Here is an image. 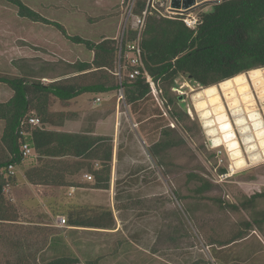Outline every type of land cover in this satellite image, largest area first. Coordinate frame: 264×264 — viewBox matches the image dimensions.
I'll list each match as a JSON object with an SVG mask.
<instances>
[{"label": "rangeland", "instance_id": "1", "mask_svg": "<svg viewBox=\"0 0 264 264\" xmlns=\"http://www.w3.org/2000/svg\"><path fill=\"white\" fill-rule=\"evenodd\" d=\"M20 1L44 18L62 25L68 35L91 42L102 38L120 41L123 27L129 28L123 0ZM160 1L155 6L157 11L165 17H175L166 11L167 0ZM211 5L200 6L192 14L199 17L201 11H210ZM91 55L82 45L65 40L52 27L19 18L13 6L0 0V73L17 75L10 62L18 60L27 71L52 76L63 72L65 61H89ZM175 83L177 88L171 93L180 97L182 110L184 105L189 120L179 124L173 119L150 123L149 131L153 132V126L159 130V125L171 128L177 125L173 137L175 141H185L169 150L162 168L156 167L146 151L149 143L138 132V121L144 118L132 113L124 102L117 100L116 94L99 97L101 101L95 102V106L93 96L83 95L77 98L79 103L71 102L67 106L68 111L77 112L80 127H93L91 121L97 119L98 130L112 135L110 187L107 191L73 190L71 197L69 189L56 193L31 192L23 179V171L30 164L26 159L13 170L17 176L15 186L2 190L5 199L16 208L18 221L0 223V264H44L56 257L75 258L78 264L98 258L97 262L103 264H264V226L263 233L255 227L243 229L241 223L249 219L245 211L220 207L213 200L219 198L225 204L237 205L243 196L259 192L264 187V164L257 162L232 173L230 155L223 146L213 147L193 106L194 96L201 89L183 77ZM11 94L0 84V103ZM147 105L151 114L159 104L155 100ZM258 109L262 111L259 105ZM233 127L240 141L241 136ZM2 128L0 121V135ZM132 141H137V146H130L122 153L121 174L115 182L117 146L127 147ZM241 148L244 152V146ZM218 167L227 169L226 176L217 175ZM188 173L209 180L212 188L196 194L194 190L199 184L188 182ZM82 179L85 183L93 181ZM176 195L182 200L178 201ZM256 202V211L264 209L263 199ZM84 205L109 208L116 222L113 230L120 223L118 235L95 238L88 232L69 230L73 227L67 221L64 227L56 225V217L66 219L69 207ZM123 205H130L131 211L121 210ZM47 225L54 231L44 238L34 237L38 231L33 229L35 226ZM239 231L244 236L236 240L234 237ZM116 243L121 246L115 250Z\"/></svg>", "mask_w": 264, "mask_h": 264}, {"label": "trees", "instance_id": "2", "mask_svg": "<svg viewBox=\"0 0 264 264\" xmlns=\"http://www.w3.org/2000/svg\"><path fill=\"white\" fill-rule=\"evenodd\" d=\"M2 1L13 6L19 18L52 27L65 40L82 45L92 55L88 62L64 63L63 72L48 82L42 81L40 76H34L35 72L27 71L18 60L11 62L17 75L0 73V84L12 93L8 100L0 103V121L3 124L0 135L1 224L18 221L16 208L5 199L2 190L6 185L15 186L17 181L16 174L10 173L8 167L15 168L26 159L30 160V164L23 171V179L29 186L76 188L79 183L74 180L75 176L85 173L93 181L83 184L84 187L101 191H107L110 187L112 135L93 134L92 130L78 133L52 130L61 127L74 116L70 112L51 111L53 100L66 104L82 95H108L121 91L124 104L132 113L144 118L138 121V132L149 143L146 151L156 167L162 168L163 159L169 150L185 141H175L173 135L178 129L177 125L173 128L159 125V130L152 125L156 134L149 131V126L154 121L173 119L179 124L184 119L189 120L184 105L182 110L180 97L171 93L173 88H177L175 81L178 78L183 77L199 88H207L250 70L264 68V0H221L211 5L210 11L200 12L199 24L195 30L188 29L180 16H161L155 8L161 4L160 0L154 1V8L149 6L148 0H123L126 9L130 8L133 16H141L146 10L138 39L141 67L138 66L139 74L132 79L128 77L132 68L125 57L129 53L127 45L136 41V32L130 28L124 31L121 43L113 38L91 42L79 36L68 35L62 25L44 18L20 0ZM144 73L153 84H159L161 89V105H156L151 114L147 104L150 101L154 103L155 100ZM32 114L37 117L39 126L27 124ZM152 116L156 119H152ZM180 128L183 129L181 125ZM118 136L121 140V136ZM23 145L30 150L29 156L23 155ZM130 146H137V141H132L127 147L117 146L115 182L121 174L119 168L123 162L122 153L129 150ZM226 173L225 167L217 168L218 176ZM186 179L188 182H198L199 185L194 190L198 195L209 191L213 186L209 180L196 173H188ZM176 198L178 201L182 200L177 195ZM260 199L264 200V187L249 197L243 196L237 205L225 204L219 198L213 200L220 207L245 211L249 219L241 223L243 229L255 227L263 233L264 209L256 211V201ZM130 209V205H123L121 208L124 212H130ZM65 216L67 225L74 228L113 230L116 223L112 211L101 206H71L66 210ZM36 228L38 231L34 237L38 239L54 231L48 225L35 226L33 229ZM43 228H47L46 231ZM243 236V232L239 231L234 238L238 240ZM97 260L87 264H95ZM78 263L79 260L75 258L56 257L44 264Z\"/></svg>", "mask_w": 264, "mask_h": 264}, {"label": "bare ground", "instance_id": "3", "mask_svg": "<svg viewBox=\"0 0 264 264\" xmlns=\"http://www.w3.org/2000/svg\"><path fill=\"white\" fill-rule=\"evenodd\" d=\"M200 89V92L195 91L193 106L213 147L227 148L231 159L230 171L235 173V168L247 162L263 161L264 118L258 105L264 114V68L253 69L216 86ZM233 126L241 136L240 141L233 133Z\"/></svg>", "mask_w": 264, "mask_h": 264}, {"label": "built area", "instance_id": "4", "mask_svg": "<svg viewBox=\"0 0 264 264\" xmlns=\"http://www.w3.org/2000/svg\"><path fill=\"white\" fill-rule=\"evenodd\" d=\"M154 1L155 0H148L149 6L152 8H154ZM166 11H168L170 14H174L175 16H182L181 21L183 22V24L188 29L195 30L197 25L199 24V17L194 16L192 14V10L187 11V12L173 11L169 6V0H167ZM158 13H160V12H158ZM145 15H146V10L142 12L141 16H133L131 14L130 8L127 9V11H126V19L129 20V28L131 30H133L134 32H136V41L132 44L127 45V49L129 51V53L125 56L126 59H128V63L132 68L128 74V77L131 79L139 74L138 66L141 67L138 39H139V35L141 33V30L143 28ZM160 15L165 17L161 13H160ZM166 18H172V17H166ZM127 20H126V22H128ZM122 30H123L122 31V35H123L124 31L126 30V27H123ZM119 42L121 43V41H119ZM120 43H119V51H118V69L119 70L122 68L120 65V61H119L120 60V50H121ZM116 75H119V73H116ZM144 78L151 86V95L153 96V98L156 100V102L158 104H161V102H162L161 101V89L159 87V84H153L151 82V79L145 73H144ZM116 97H117L118 101L121 100L123 102V94L121 91H118L116 93ZM100 101H101V99L99 97L95 98V102L99 103ZM27 124H29L31 126H39V121H38L37 117H35L34 114H32V116L27 120ZM22 151H23L24 156H29L31 154L30 150L28 149V147L26 145L22 146ZM8 170L10 173H13L14 168L12 166H9ZM85 178L87 180H91V177L88 175H85ZM4 188L7 189V188H9V186L6 185ZM55 222H56V225L58 227H64L66 224V219L64 216H57L55 219Z\"/></svg>", "mask_w": 264, "mask_h": 264}, {"label": "crops", "instance_id": "5", "mask_svg": "<svg viewBox=\"0 0 264 264\" xmlns=\"http://www.w3.org/2000/svg\"><path fill=\"white\" fill-rule=\"evenodd\" d=\"M77 61V60H76ZM76 61H74V62H76ZM78 61H80V60H78ZM90 61V60H89ZM12 62V61H11ZM10 62V63H11ZM74 62H69V61H65V63H74ZM83 62H88V61H83ZM34 76H40L42 79H44V81L45 82H48L49 81V79H52V78H54V77H56L57 75H52V76H48V75H45V74H36V73H34ZM12 95V94H11ZM109 95V94H108ZM83 96V95H82ZM91 96V95H90ZM103 96H107V95H98V96H93L94 98H96V97H100V98H102ZM11 96H9V98H10ZM80 97V96H79ZM79 97H77V98H79ZM92 97V96H91ZM8 98V99H9ZM77 98H75L74 100H72V101H70L69 103H66V104H63V103H60L59 101H57V100H53L52 101V104H51V111H53V112H65V113H67V112H70V111H68L67 110V106L69 105V104H71V102H78L77 101ZM93 98V99H94ZM7 99V100H8ZM5 102V101H4ZM79 103V102H78ZM92 104L94 105L95 104V100H92ZM95 106V105H94ZM259 112H260V114H262L263 115V118H264V114H263V112L262 111H260L259 110ZM70 113H73L74 114V116L72 117V119L71 120H68V121H66V122H64V124L61 126V127H56V128H53L52 130H54V131H59V132H65V133H78V132H80V131H89V130H92L93 131V134H103V133H101L99 130H98V124H99V122H97V119L96 120H94V121H91L92 123H94L93 124V127H86V128H82V127H80L81 126V123H78V122H80V120H79V118H78V114H77V112H70ZM91 123V124H92ZM80 124V125H79ZM95 125V126H94ZM235 128H236V126H235ZM252 134V133H251ZM115 160H116V157H115ZM29 162V161H28ZM259 162V164L261 165V164H264V159H263V161H258ZM257 163V162H256ZM255 164V163H254ZM258 164V163H257ZM252 165H253V163H252ZM255 166V165H254ZM252 168H254V167H252ZM82 178H85V173H80L79 175H77V176H75V178H74V180L77 182V183H79V187H76V188H67V189H69V196L71 197L72 196V193H73V190H83V191H88L89 189L88 188H86V187H84V185L83 184H85V181L82 179ZM27 187L28 188H30L31 189V192H36L35 190H37V192H39V193H41V192H52V193H56V192H58V191H62L63 189H52V188H48V187H32V186H29V185H27ZM72 191V192H71ZM67 195V194H66ZM118 225V227H120V223H118L117 224ZM118 227H117V229H115V230H106V231H103V230H97V229H92V230H94V231H92V230H88V229H82V228H70L69 230H74L75 229V231H82V232H88L87 234H89V235H91V236H94L95 238H99L98 236H103L104 238H109L110 236H111V238H114L115 236H117L118 235V231H119V229H118ZM152 238H153V233H152ZM131 240V239H130ZM122 244H124V242H122ZM121 245H119V244H117L116 243V245H115V247H114V249L116 250L118 247H120ZM117 247V248H116ZM87 252H89V253H91V251H87ZM99 259V258H98ZM99 261H100V259H99ZM97 262L96 264H103L102 262ZM87 262H89V261H87Z\"/></svg>", "mask_w": 264, "mask_h": 264}, {"label": "water", "instance_id": "6", "mask_svg": "<svg viewBox=\"0 0 264 264\" xmlns=\"http://www.w3.org/2000/svg\"><path fill=\"white\" fill-rule=\"evenodd\" d=\"M221 0H169V6L170 8L173 10V11H176V12H187V11H190L194 8H197V7H200V6H203V5H206V4H209L211 3L212 5L213 4H217L219 3ZM221 99V98H220ZM195 108V106H194ZM223 108L224 110L226 111L225 109V104H223ZM196 110V108H195ZM263 112V111H262ZM229 114V113H228ZM214 116V115H213ZM235 135L236 133L233 132ZM226 151H227V148L225 147ZM241 151V150H240ZM252 163H249L248 165H244L242 167H239V168H235V171L236 172H240L241 170H243L244 168H247L249 166H251Z\"/></svg>", "mask_w": 264, "mask_h": 264}, {"label": "clouds", "instance_id": "7", "mask_svg": "<svg viewBox=\"0 0 264 264\" xmlns=\"http://www.w3.org/2000/svg\"><path fill=\"white\" fill-rule=\"evenodd\" d=\"M43 80V79H42ZM44 81V80H43Z\"/></svg>", "mask_w": 264, "mask_h": 264}]
</instances>
